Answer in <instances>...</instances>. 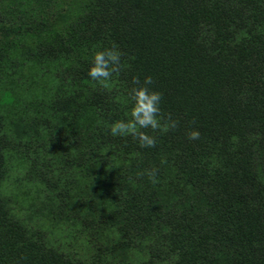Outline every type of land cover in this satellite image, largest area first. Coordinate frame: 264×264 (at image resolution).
Here are the masks:
<instances>
[{
    "label": "trees",
    "instance_id": "1",
    "mask_svg": "<svg viewBox=\"0 0 264 264\" xmlns=\"http://www.w3.org/2000/svg\"><path fill=\"white\" fill-rule=\"evenodd\" d=\"M113 44L123 67L105 88L88 73ZM43 65L61 87L23 133L35 155L49 142L93 175L83 189L71 178L73 202H61L80 249L2 194L10 124L21 123L2 104ZM136 76L153 78L162 113L179 120L141 129L154 148L110 134L131 118ZM153 167L156 184L138 175ZM0 264H264V0H0Z\"/></svg>",
    "mask_w": 264,
    "mask_h": 264
},
{
    "label": "rangeland",
    "instance_id": "2",
    "mask_svg": "<svg viewBox=\"0 0 264 264\" xmlns=\"http://www.w3.org/2000/svg\"><path fill=\"white\" fill-rule=\"evenodd\" d=\"M38 69L27 70L24 78L21 75L18 84L12 87L14 100L2 104L3 110L7 108L4 112L8 118L10 115H18L21 121L11 123L8 120L14 140L2 194L17 217L28 222L30 226H40L46 230L57 225L55 233L58 237L63 234L69 248L80 249L82 238L77 232L68 231L73 224L70 217L73 206L70 211L68 207H64V198L70 200L64 193H67L69 184H72L71 178L75 179V184L80 189L90 185L94 179H91L93 175L90 173L89 179L79 172L75 174L72 168H68L60 148L53 149L49 142L46 149L41 150L38 155H35L33 148L28 147L31 145L30 137L27 136L29 131L23 133L25 126L22 122L31 125L28 123L32 118L43 119L45 113L40 101H50L61 87L55 79L54 65H43ZM58 206L63 208V213Z\"/></svg>",
    "mask_w": 264,
    "mask_h": 264
},
{
    "label": "clouds",
    "instance_id": "3",
    "mask_svg": "<svg viewBox=\"0 0 264 264\" xmlns=\"http://www.w3.org/2000/svg\"><path fill=\"white\" fill-rule=\"evenodd\" d=\"M123 55L124 53L115 44L111 48L97 51L88 75L93 81H98L103 87H109L113 74H118L123 67L121 64ZM133 83L138 85V87L133 88L130 93V98L133 101V107L130 112L131 118L126 121L118 120L113 123L110 126V134L113 137L131 135L139 142L141 148H154L156 146V137L141 131V129L167 133L178 128L179 120L173 119L170 113L166 117L162 113L160 104L163 94L159 91L151 90L150 86L154 84L151 76L145 77L143 84H141L139 76L133 77ZM200 137L201 133L198 130L188 132L189 140H199ZM161 163L167 164V161L162 160ZM138 175L141 177L146 175L153 184L158 183V169L156 167L145 170Z\"/></svg>",
    "mask_w": 264,
    "mask_h": 264
}]
</instances>
